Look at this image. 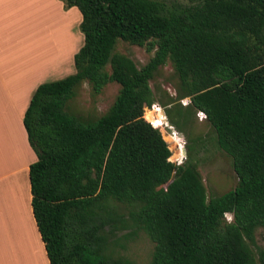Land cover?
<instances>
[{"label": "trees", "instance_id": "1", "mask_svg": "<svg viewBox=\"0 0 264 264\" xmlns=\"http://www.w3.org/2000/svg\"><path fill=\"white\" fill-rule=\"evenodd\" d=\"M60 1L82 15L75 73L38 86L23 118L37 156L31 206L49 264H134L113 249L119 233L129 239L137 230L154 244L148 264H264V244L251 248L264 230V1ZM119 41L153 55L137 67L115 52ZM168 63L173 95L150 85ZM83 83L93 97L119 86L100 117L67 111ZM156 103L184 136L181 164L170 161H181L177 144L165 137L170 151L145 119ZM197 112L238 178L210 198L186 137Z\"/></svg>", "mask_w": 264, "mask_h": 264}, {"label": "crops", "instance_id": "2", "mask_svg": "<svg viewBox=\"0 0 264 264\" xmlns=\"http://www.w3.org/2000/svg\"><path fill=\"white\" fill-rule=\"evenodd\" d=\"M81 22L60 0H0V264H49L31 206L37 156L23 118L38 86L75 73Z\"/></svg>", "mask_w": 264, "mask_h": 264}, {"label": "rangeland", "instance_id": "3", "mask_svg": "<svg viewBox=\"0 0 264 264\" xmlns=\"http://www.w3.org/2000/svg\"><path fill=\"white\" fill-rule=\"evenodd\" d=\"M158 1L165 3L179 2L184 4L190 2V0ZM115 52L128 56L137 67L145 65L149 58L153 55V53H147L141 47L131 46L122 41L117 43ZM172 73L173 71L169 63L160 68L155 79L150 82L152 89H154L155 86H159L173 95V88L169 83H167V80L170 78ZM118 90L119 86L115 83H111L105 86L99 95L93 97L88 84L83 83L76 89V96L68 103L67 111L80 116L91 115L94 117H100L112 105ZM153 106H155V108L152 107L151 109L145 110V119L153 126L156 125V128L162 131L163 138L167 142L170 151L172 149V145L169 143V140L174 141L177 146L182 143L183 151L186 152L185 139H181L175 135L176 133L173 131V128L170 129V131H172L170 134L167 133L166 129H169V124L167 123V125H162L166 122L164 110L157 103ZM151 114H155L163 120L159 119L158 121L160 123H158L153 116L151 117ZM191 123V127L186 129L188 147L190 148L198 165V170L201 174L208 198L221 195L234 189L238 183V178L233 170L231 158L217 147L216 134L214 130L206 121H200L197 116L192 118ZM165 137L169 140L165 139ZM201 138L203 139L202 144L200 142ZM185 156V158H187V154ZM170 161L175 164H181L185 162L184 154H182V161L172 157V155ZM117 206V211L119 213H128V208L125 205ZM231 219L232 216L230 214H226L225 220L230 222ZM123 234H125V232L118 234L120 240L118 241V246L113 249L115 254L132 261L134 264H148L151 259L154 244L150 241L147 235L143 231L137 230L136 233L133 234V237L123 239ZM255 244L256 245L251 246V248L256 254L257 248L262 247L264 244V230L259 229L256 231Z\"/></svg>", "mask_w": 264, "mask_h": 264}, {"label": "built area", "instance_id": "4", "mask_svg": "<svg viewBox=\"0 0 264 264\" xmlns=\"http://www.w3.org/2000/svg\"><path fill=\"white\" fill-rule=\"evenodd\" d=\"M188 102H189L188 99H185V100H182V101H181L182 105H184V106L187 105ZM153 107L155 108V106H153ZM196 116L198 117V119H199L200 121H204V120L206 119L205 114L202 113V112H197Z\"/></svg>", "mask_w": 264, "mask_h": 264}, {"label": "bare ground", "instance_id": "5", "mask_svg": "<svg viewBox=\"0 0 264 264\" xmlns=\"http://www.w3.org/2000/svg\"><path fill=\"white\" fill-rule=\"evenodd\" d=\"M154 117V119L158 122V123H160L158 120L159 119H161V120H163L162 118H160L159 116H156L155 114H151V117ZM165 121V120H164ZM163 122V121H162ZM162 125H167V122H164ZM178 147H179V149L181 150V153L182 154H184L183 153V150H182V147H183V145H182V143H180L179 145H178ZM181 161H182V158H181Z\"/></svg>", "mask_w": 264, "mask_h": 264}, {"label": "water", "instance_id": "6", "mask_svg": "<svg viewBox=\"0 0 264 264\" xmlns=\"http://www.w3.org/2000/svg\"><path fill=\"white\" fill-rule=\"evenodd\" d=\"M263 1H264V0H263ZM164 117H165V114H164ZM165 119H166V117H165ZM166 122L168 123L167 119H166ZM169 129H172V127L169 126ZM175 133L177 134V136H178L179 138H181V139L184 138V136H183L182 133H179V132H177V131H175ZM185 155H186V152L184 151V160L186 159V158H185V157H186Z\"/></svg>", "mask_w": 264, "mask_h": 264}]
</instances>
